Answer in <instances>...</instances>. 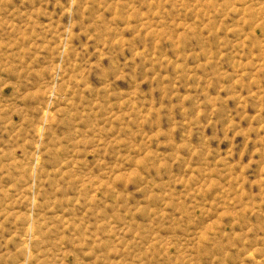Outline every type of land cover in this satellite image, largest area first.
Masks as SVG:
<instances>
[{"label":"rangeland","instance_id":"1","mask_svg":"<svg viewBox=\"0 0 264 264\" xmlns=\"http://www.w3.org/2000/svg\"><path fill=\"white\" fill-rule=\"evenodd\" d=\"M0 264H264V0H0Z\"/></svg>","mask_w":264,"mask_h":264}]
</instances>
